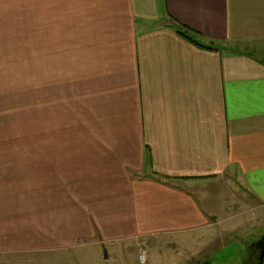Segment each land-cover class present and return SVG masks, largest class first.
<instances>
[{"label": "crops", "instance_id": "1", "mask_svg": "<svg viewBox=\"0 0 264 264\" xmlns=\"http://www.w3.org/2000/svg\"><path fill=\"white\" fill-rule=\"evenodd\" d=\"M234 204L223 235L264 218V0H0V264L141 237L199 261Z\"/></svg>", "mask_w": 264, "mask_h": 264}, {"label": "rangeland", "instance_id": "2", "mask_svg": "<svg viewBox=\"0 0 264 264\" xmlns=\"http://www.w3.org/2000/svg\"><path fill=\"white\" fill-rule=\"evenodd\" d=\"M20 67L19 64L18 69ZM17 111L19 115H24L25 103L17 106ZM235 205L239 206L242 212H234L224 219L225 222L222 223L224 228H217L219 232H216V235L221 237L217 244L213 245L217 247L214 248L210 246L206 249L203 252L207 255L206 257L198 255L202 257V260L199 261L189 262L188 259L185 258L196 252L192 247L202 244V238H192L191 240L188 238H170L167 240L158 237L156 239L141 237L135 240L125 241L121 243L119 247L116 246V248L111 245H90L75 249L74 252L71 251V253H67L66 257L59 262L60 264H178L177 261H181L183 262H180L181 264H256V259L260 252H255V244L264 236V218H261L258 224H254V220L256 219H251L252 225L254 224L253 227L251 224L244 223L242 228L235 231L233 234H227V236L223 235L224 230H226L225 228L231 222V224H233V222H244L245 218H249L256 213L253 209H246L245 206L239 204H234L233 206ZM247 208H250V206ZM233 215L237 217L230 219ZM210 237L212 238L211 235H208L206 239L208 240ZM140 252L146 253L147 257L145 263H141L139 260ZM106 253L109 255L107 258L105 257ZM50 262L51 264L54 263L52 260ZM31 264L42 263L31 261Z\"/></svg>", "mask_w": 264, "mask_h": 264}, {"label": "trees", "instance_id": "3", "mask_svg": "<svg viewBox=\"0 0 264 264\" xmlns=\"http://www.w3.org/2000/svg\"><path fill=\"white\" fill-rule=\"evenodd\" d=\"M174 27H176V29H177V32L181 35V36H183V37H185V38H187V39H189V40H191V41H193V42H195V43H197V44H199V45H201V46H205V47H208V48H213L212 46H211V44H205V43H202V42H200V41H198V40H196L195 39V32H193L190 28H188L187 26H185L184 24H181V23H179V22H177L175 19H174ZM194 34V35H193Z\"/></svg>", "mask_w": 264, "mask_h": 264}, {"label": "water", "instance_id": "4", "mask_svg": "<svg viewBox=\"0 0 264 264\" xmlns=\"http://www.w3.org/2000/svg\"><path fill=\"white\" fill-rule=\"evenodd\" d=\"M255 252H257L258 250H261V252L259 253L257 259H256V264H264V236L258 240L255 244ZM106 258L108 257V254L106 253Z\"/></svg>", "mask_w": 264, "mask_h": 264}, {"label": "built area", "instance_id": "5", "mask_svg": "<svg viewBox=\"0 0 264 264\" xmlns=\"http://www.w3.org/2000/svg\"><path fill=\"white\" fill-rule=\"evenodd\" d=\"M146 253L144 252H140L139 253V260L141 261V263H145L146 262Z\"/></svg>", "mask_w": 264, "mask_h": 264}, {"label": "flooded vegetation", "instance_id": "6", "mask_svg": "<svg viewBox=\"0 0 264 264\" xmlns=\"http://www.w3.org/2000/svg\"><path fill=\"white\" fill-rule=\"evenodd\" d=\"M259 252H261V250H258Z\"/></svg>", "mask_w": 264, "mask_h": 264}]
</instances>
